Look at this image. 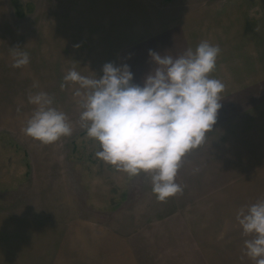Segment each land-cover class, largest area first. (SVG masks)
<instances>
[{"label": "rangeland", "instance_id": "374dc122", "mask_svg": "<svg viewBox=\"0 0 264 264\" xmlns=\"http://www.w3.org/2000/svg\"><path fill=\"white\" fill-rule=\"evenodd\" d=\"M68 1L0 0V264H255L235 217L264 200V66L245 51L243 0H145L150 21L90 18ZM202 41L221 49L211 73L225 85L220 103L239 106L230 118L219 109L228 128L214 126L186 154L182 193L160 202L149 174L130 177L96 157L77 86L61 85L73 69L100 78L106 63L128 64L142 85L155 67L149 50L178 57ZM14 51L29 64L13 67ZM40 91L67 114L70 137L45 145L22 131L34 110L28 96Z\"/></svg>", "mask_w": 264, "mask_h": 264}, {"label": "clouds", "instance_id": "9594fccd", "mask_svg": "<svg viewBox=\"0 0 264 264\" xmlns=\"http://www.w3.org/2000/svg\"><path fill=\"white\" fill-rule=\"evenodd\" d=\"M220 51L208 41L178 57L149 50L155 67L142 85L133 83L128 64L106 63L100 78L70 70L61 88L77 86L80 126L99 145L96 157L130 177L149 174L152 192L164 202L182 193L176 177L183 158L206 142L216 124L225 85L211 73ZM13 58L16 68L30 62L27 52L14 51ZM28 102L34 110L22 129L25 135L45 145L72 135L67 114L51 95L35 92ZM235 219L248 237L245 255L264 264V200L240 208Z\"/></svg>", "mask_w": 264, "mask_h": 264}, {"label": "crops", "instance_id": "0c3cea01", "mask_svg": "<svg viewBox=\"0 0 264 264\" xmlns=\"http://www.w3.org/2000/svg\"><path fill=\"white\" fill-rule=\"evenodd\" d=\"M68 3H72L77 9L80 7H83V12L84 13H90L93 14L90 16V18L94 17L95 15L98 16L101 19H133V20H143V21H150L152 16L149 13V9L147 6V3L145 0H69ZM230 3H235V2H230ZM237 9V7H234ZM240 9V7H239ZM238 9V10H239ZM241 13L243 15V35L247 36L248 43H245L244 46L249 47L245 48V51H250L253 53L254 60L258 62V66H264V64H261L260 62H264L262 58H258L256 60V55L257 53L259 54V57L262 55V52H264V0H243V4L241 7ZM236 11V10H235ZM234 11H229V9H226V14L227 16L232 15L233 13L235 14L236 12ZM195 14V13H194ZM216 13L212 9L210 11V18L212 15H215ZM218 14V13H217ZM198 16V15H197ZM224 16V15H221ZM226 16V17H227ZM195 17V16H193ZM218 17L216 15L214 18ZM231 17V16H230ZM228 20H231L229 18ZM219 27L221 26H216L217 31L215 32L213 29L214 27L212 26L211 33L208 31L209 35H216L218 36L219 34ZM149 28V26L147 27ZM223 28V27H222ZM231 29H234L232 26H227V35L228 37L231 35ZM171 30V31H170ZM168 32L170 31L171 33H175V31H172L171 28L167 30ZM233 31V30H232ZM234 32V31H233ZM203 33V32H202ZM177 32L175 33V35ZM205 34V33H204ZM173 40L175 38L170 37L168 40L169 43H174ZM228 40H230L228 38ZM218 45V44H217ZM190 46H184L182 48H179L178 51H186ZM184 49V50H183ZM256 53V54H254ZM223 61V60H222ZM221 61V62H222ZM221 67H224L223 64ZM229 82V79H227ZM225 98V97H224ZM226 98H232L231 94L229 93L226 95ZM236 100H241L240 97H238ZM244 99L242 98L241 101ZM244 102V101H243ZM239 104L234 101L231 103H221V108L224 112V116H228L230 118L235 110L236 107L238 108ZM229 121V120H228ZM216 129H221L223 130L224 128H228L227 122L226 124H221L220 121H216V125H214ZM213 126V129H214ZM264 138V137H263ZM224 147V146H223ZM194 206L193 209L194 211H203L205 208L199 207V205L193 204V205H188L187 208L191 209ZM167 207L170 208V202H167ZM211 207L213 208V205L211 204ZM207 210V209H206ZM164 211V210H162ZM175 217L176 213L167 215L166 218L170 217ZM173 217V218H174ZM196 238V236H194ZM193 238V237H191ZM133 264V263H132ZM135 264V263H134Z\"/></svg>", "mask_w": 264, "mask_h": 264}]
</instances>
